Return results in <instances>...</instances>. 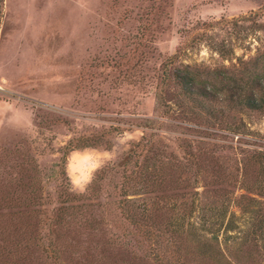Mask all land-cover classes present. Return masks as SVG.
I'll use <instances>...</instances> for the list:
<instances>
[{"label":"rangeland","instance_id":"rangeland-1","mask_svg":"<svg viewBox=\"0 0 264 264\" xmlns=\"http://www.w3.org/2000/svg\"><path fill=\"white\" fill-rule=\"evenodd\" d=\"M0 6V179L13 178L27 161L36 168L40 226L58 205V193L66 191L73 196L66 204L91 205L104 217L105 239L113 247L108 251L129 249L144 264H153L154 248L169 256L161 237L146 242L132 236L123 249L129 232L123 238L122 233L129 228L119 215L125 175L140 164L165 163L179 170L180 180L187 179L170 189L171 222L181 231L175 238L178 252L209 237L204 229L211 217L200 215L204 199L199 194L211 189L212 174L196 170V158L211 154L233 167L243 153L264 148V115L221 104L229 129L238 132L206 126L177 101L171 80L160 102V68L181 47L170 71L189 70L208 87L240 84L250 67L261 73L264 0H1ZM145 22L149 26L140 38ZM219 41L227 48L223 56L212 48ZM76 137L92 146L66 154L65 180L61 148ZM144 144L133 164L129 151ZM231 190V199L243 192ZM154 193L128 198L139 202ZM224 207L221 227L211 229L214 241L233 264H247L238 262L234 251L250 214L232 201ZM217 209L215 221L221 205ZM85 246L76 244L77 252L87 251ZM89 250L76 255V264H92L97 251Z\"/></svg>","mask_w":264,"mask_h":264},{"label":"trees","instance_id":"trees-1","mask_svg":"<svg viewBox=\"0 0 264 264\" xmlns=\"http://www.w3.org/2000/svg\"><path fill=\"white\" fill-rule=\"evenodd\" d=\"M148 26L149 22H145L140 38H143ZM259 26L262 28L264 25L259 24ZM225 47L222 41L212 45V48L222 56V52L227 50ZM179 49L182 48H176L161 65L160 84L162 85L158 90L160 102L165 101L162 88L167 80H171L177 86L175 93L177 101L183 103L186 112L203 119L206 126L218 125L219 128L224 126L229 129L222 105L227 110L239 108L264 115V70L260 73L259 68L246 67V73L240 84L234 83L232 87L219 90L213 84L208 87L189 70L180 71L174 67L170 71L179 56ZM165 107L167 109L169 106L165 104ZM164 113H167V110L164 109ZM233 128L229 130L237 133V129ZM85 140L76 137L62 146L60 173L65 180H67L63 169L65 156L71 150L92 146ZM145 145L135 146L129 151L128 157L133 156V164L136 162L135 157L140 148ZM218 159L222 158L211 154L206 157L199 154L196 158V170L201 169L203 176L212 174L211 189H204L199 194L204 199L200 215L204 213L208 218L211 217L208 219L210 221L206 220L207 228L204 229L210 236L196 240L193 248H184L180 250L181 253L178 252L180 244L176 245L178 241L175 240L181 231L175 230L171 222L175 210L170 207L171 197L174 196L170 193V189L179 186L181 182L187 184V179L180 180L179 170L165 163L156 168H148L140 164L137 165L138 171L130 170L124 177L120 191L122 199L119 215L129 228L126 233H122L123 238L129 232V237L122 248H126L132 236L138 235L146 242L161 237L166 243L165 250L169 256L165 252L155 251L154 248L150 255L153 264H233L214 241V232L221 227L224 220V205L232 201L240 212L250 214L249 225L240 245L234 251V257L238 262L264 264V148L258 147L249 153H243L233 167L226 166L225 160ZM105 168L102 166L98 171L99 174ZM230 171H235L236 175L232 177ZM233 187L243 192L231 199ZM7 188L11 189L7 190ZM39 190L36 168H33L28 161L21 166L13 178L8 176L4 181L0 179V264H39L44 259L51 260L53 264H76L78 263L76 255L79 253L83 256L87 252L90 253L89 249L93 252L97 251L96 257L91 261L92 264L145 263L141 257H135L129 249L108 251L113 247L105 239V231L102 227L105 223L104 217L99 212L97 214L96 208L91 205L66 204L73 199V196L66 191L58 193V205L51 210L45 221L41 219V225H44L41 227L38 219L40 211L37 208ZM150 192L155 193L148 198L137 199L139 202H135L134 197L128 198V195ZM218 205H221L222 209L215 221ZM190 213L191 209L186 211L187 215ZM224 226L225 231L230 230L227 221ZM214 227L215 231H211ZM79 242L86 243L85 248L88 250L81 249L83 253L77 252L76 244ZM151 245H154L153 242ZM148 251H151V247ZM108 253L115 257H110Z\"/></svg>","mask_w":264,"mask_h":264},{"label":"built area","instance_id":"built-area-1","mask_svg":"<svg viewBox=\"0 0 264 264\" xmlns=\"http://www.w3.org/2000/svg\"><path fill=\"white\" fill-rule=\"evenodd\" d=\"M4 90V88L2 87V85L0 84V91Z\"/></svg>","mask_w":264,"mask_h":264}]
</instances>
